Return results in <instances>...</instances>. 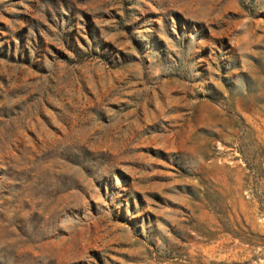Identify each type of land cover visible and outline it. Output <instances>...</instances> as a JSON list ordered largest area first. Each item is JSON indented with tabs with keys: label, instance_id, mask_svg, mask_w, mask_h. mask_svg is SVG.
Masks as SVG:
<instances>
[{
	"label": "rangeland",
	"instance_id": "obj_1",
	"mask_svg": "<svg viewBox=\"0 0 264 264\" xmlns=\"http://www.w3.org/2000/svg\"><path fill=\"white\" fill-rule=\"evenodd\" d=\"M0 264H264V0H0Z\"/></svg>",
	"mask_w": 264,
	"mask_h": 264
}]
</instances>
